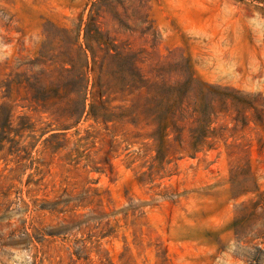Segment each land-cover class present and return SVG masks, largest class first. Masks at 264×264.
Segmentation results:
<instances>
[{
    "label": "rangeland",
    "instance_id": "rangeland-1",
    "mask_svg": "<svg viewBox=\"0 0 264 264\" xmlns=\"http://www.w3.org/2000/svg\"><path fill=\"white\" fill-rule=\"evenodd\" d=\"M89 15L148 83L213 86L206 144L199 113L181 141L131 121L146 91H115L123 55L89 54L108 90L77 122L35 95ZM0 145V264H264V0H0Z\"/></svg>",
    "mask_w": 264,
    "mask_h": 264
},
{
    "label": "trees",
    "instance_id": "trees-1",
    "mask_svg": "<svg viewBox=\"0 0 264 264\" xmlns=\"http://www.w3.org/2000/svg\"><path fill=\"white\" fill-rule=\"evenodd\" d=\"M58 31L59 45L57 49H53L54 53L49 59L55 63L60 60L57 65L55 64L59 74L56 82L51 83L45 81V71L31 76L30 86L37 97L41 99L61 97V100L73 108L70 117L77 122L88 111L89 94L93 92L96 84L101 86L99 91L101 95L108 90L103 89L100 77L97 78V82L92 83L93 68L90 67L89 54L93 63L96 62L95 58L100 50L105 51V57L123 55L128 61V67L125 68L123 65L119 69L118 78L121 85L115 91L128 94L143 89L146 91V103L143 111L132 115L131 121L138 124L140 115L149 117V114L151 116L156 114L159 125L154 134L165 136L168 128H171L178 133L176 139L181 141L184 127L179 122L199 113L193 121L195 126L190 128L191 145L197 149L207 143L208 127L211 123L209 116L213 108L212 99L208 100L207 97L214 89L213 86L196 79L193 75L186 80L185 84H170L165 79L158 84L148 83L143 75L135 70L133 56L129 52L123 54L122 51L113 47L114 45L104 36L92 15H89L87 20L81 18L75 30L62 27ZM94 42L97 47L94 46ZM111 50H114L115 53L112 54ZM66 65H70V67H66ZM196 81H200V84L194 85ZM90 106L95 115L97 112L95 104Z\"/></svg>",
    "mask_w": 264,
    "mask_h": 264
}]
</instances>
